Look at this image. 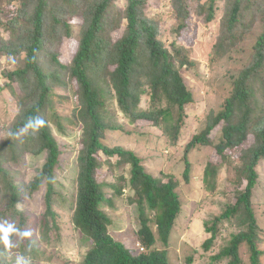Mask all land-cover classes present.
<instances>
[{
    "label": "trees",
    "instance_id": "1",
    "mask_svg": "<svg viewBox=\"0 0 264 264\" xmlns=\"http://www.w3.org/2000/svg\"><path fill=\"white\" fill-rule=\"evenodd\" d=\"M8 1L20 4L16 20L22 17L25 21L22 24L14 19L8 24L0 16V26L4 25L12 35L6 39L0 33V75L6 80L3 87L10 88L18 99L14 108L8 110L11 116L6 125L9 131L6 142L0 143V222L13 223L26 231L29 218L24 213V201L35 198L42 189L45 214L56 219V205L59 200H65L56 187L65 151L46 114L55 111L53 98L58 97L52 93L55 87H67L73 79L78 88L76 92L71 89L75 95L72 115L82 133L76 156L72 222L91 243L83 264H171L167 251L159 250L156 245L161 242L169 246L182 208L177 185L173 178L166 180L150 173L133 150L108 144V133L121 129L122 125L108 123L106 100L116 101L131 123L142 119L159 126L168 140L176 144L185 123L186 106L195 99L177 65L178 60L192 64L189 49L177 41H172L170 47L162 42L159 20L147 12L152 7L149 0H125L123 7L116 5L117 0ZM194 1L170 0L176 13L173 31L180 33L188 26L193 6L207 23L218 20L222 9L219 49L226 44L235 45L244 38L245 28L257 21L260 23L250 64L235 80L223 108L207 117L206 127L195 134L186 147L189 151L198 144L210 143L209 135L221 125L226 147L238 149L240 166L232 168L234 178L231 180L234 201L221 202V212L205 220L208 237L203 248L211 250L224 232L232 229L228 243L213 260L244 264L241 249L247 247L250 264H263L264 251L259 246L258 218L252 197L260 177L258 167L264 160V0H224L222 5L223 0ZM3 4L6 0H0V8ZM76 5L84 6L78 50L70 62H64L46 40L49 33L60 31L61 26L68 34L71 32L68 10ZM108 22L125 27L124 34L115 42L107 36ZM3 57L18 65L12 70L2 69ZM108 66L113 69L109 70ZM105 71H108L107 77H104ZM15 81L20 82L23 95H17ZM101 84L106 85L108 94ZM143 94H150L152 107L141 108ZM33 117L45 120V126L35 132L24 131L28 119ZM9 148L23 154L10 160ZM27 155L43 161L31 175L22 172ZM102 155L108 157L105 161L113 167L128 169L125 181L133 192L130 201L143 207L134 241L142 250L109 232L112 219L102 205L113 206L111 193L121 195L123 191L113 183L100 181L105 162ZM222 157L227 159L225 154ZM186 163L184 177L190 182V164L187 160ZM221 166L210 163L206 167L203 181L207 191L217 189ZM16 168L20 170L18 176H15ZM124 173L120 178H124ZM25 240L26 237L13 235L10 247H0V264H15L7 255L20 251ZM30 248L34 256H38L37 249Z\"/></svg>",
    "mask_w": 264,
    "mask_h": 264
},
{
    "label": "rangeland",
    "instance_id": "2",
    "mask_svg": "<svg viewBox=\"0 0 264 264\" xmlns=\"http://www.w3.org/2000/svg\"><path fill=\"white\" fill-rule=\"evenodd\" d=\"M149 2L152 7H149L147 12L149 16L159 20L162 42L170 47L172 41H177L190 51L189 60L192 64L187 62L182 64V60H178L177 65L195 99L186 106L185 123L176 144H172L162 129L153 125L152 122L140 119L131 123L116 101L108 99L106 100L109 113L108 123L117 125L119 122L122 128L109 132L107 142L110 146H122L133 150L142 158L144 165L154 176H162L166 180L174 179L182 201V208L176 219L169 246L166 247L161 242L156 245L159 250L167 251L171 264H227V260L214 261L213 257L222 246L228 243L232 229L225 231L211 250L205 251L203 243L208 236L204 229V222L221 212V202L234 201L231 180L234 178L232 168L240 166L238 149L226 147L222 141L221 125L209 135L210 143L198 144L189 151L186 146L195 134L200 133L206 127L207 117L223 108L224 101L230 95L235 80L250 64L254 44L260 32V23L257 21L245 28L244 38L239 39L235 45L229 47V44H226L224 48L219 49L217 43H219L222 29L220 18L224 10H219L218 20L207 23L203 16L196 14L195 6H193V14L188 21V26L178 34L173 31L176 13L170 0H149ZM192 2L195 3L194 0ZM223 2L224 0L221 5ZM125 3V0L116 1V5L120 7H123ZM18 5L20 6L17 1L6 0V4L0 8V16L5 23L9 24L15 19L23 24L25 20L22 17L16 20L15 15L20 12L21 8ZM83 13L84 6L76 5L73 9L71 7L67 16L68 28L72 27L71 32L68 34L61 26L60 31L49 33V38L46 40V43L58 52V56L64 62H70L78 50ZM107 24V36L111 41L115 42L120 39L124 34L123 24L117 23V26L113 22ZM111 26L113 28H110ZM0 33L6 39L12 36L4 25L0 26ZM13 61L3 57L2 69H14L13 67L18 64ZM108 69L112 70L113 67L108 66ZM107 72L105 71L104 77H107ZM5 81L3 75H0V143L3 144L9 134L6 125L9 123L11 111L8 110L13 109L18 101L10 88L3 87ZM101 86L108 94L106 85L101 84ZM14 88L17 95L24 94L20 82L15 81ZM77 88V83L73 79H71V85L67 87L59 85L55 87L52 91L58 95L53 98L55 111L50 110L46 114L54 135L65 151L61 156L62 165L56 177V187L65 196V200H59L56 205V219L54 220L53 217L45 214L43 189L36 194L35 198H26L23 209L25 216L29 218L26 231L31 232V236L26 237L20 251L8 253L7 257L15 264H18V261L20 264H83L84 255L90 248V241L74 228L72 222L76 197V156L81 147L82 133L72 115L75 106L73 91L76 92ZM152 103L153 99L150 94L142 95L141 108L152 107ZM21 154L23 153L19 150L9 148L7 157L12 160ZM224 154L227 156L225 160L222 157ZM24 158L26 163L22 172L27 175L35 173L37 168L43 164L40 158L32 155L24 156ZM102 158L105 161L108 157L102 155ZM186 160L190 164V182H187L184 177ZM210 163L222 165L218 174V187L213 192L206 190L203 181L205 169ZM9 168L12 166L9 165ZM122 169L123 167H113L107 161L104 162L99 176L100 181L113 183L123 192L121 195L111 193L114 195V205L104 203L102 208L112 219L109 232L142 250L141 245L134 241L140 226L139 215L143 207L141 208V205L138 207L136 203L130 201L133 192L126 186L125 181V177L129 175L128 169ZM15 170V176H18L20 170L19 168ZM258 171L260 177L253 192L252 203L258 218L259 246L264 251V160L259 165ZM123 172H125L124 178H120ZM153 228L156 229L155 226ZM29 245L37 249L38 256H34ZM0 247L5 248L2 241H0ZM241 252L244 264H250L247 247H243ZM262 263L264 264V256Z\"/></svg>",
    "mask_w": 264,
    "mask_h": 264
},
{
    "label": "clouds",
    "instance_id": "3",
    "mask_svg": "<svg viewBox=\"0 0 264 264\" xmlns=\"http://www.w3.org/2000/svg\"><path fill=\"white\" fill-rule=\"evenodd\" d=\"M45 124H46V121L43 120L42 118L33 117V118L28 119L27 123L24 126V131L31 129L32 131L35 132V131H38L40 128L44 127ZM13 235H16L19 237H30L31 232L21 231L18 227H16L15 224L9 223L7 221L0 222V241L3 242L5 247L11 246V237ZM18 264H20L19 261H18Z\"/></svg>",
    "mask_w": 264,
    "mask_h": 264
}]
</instances>
